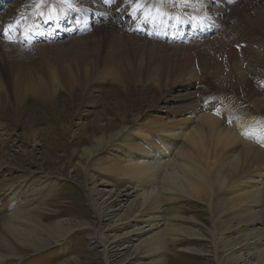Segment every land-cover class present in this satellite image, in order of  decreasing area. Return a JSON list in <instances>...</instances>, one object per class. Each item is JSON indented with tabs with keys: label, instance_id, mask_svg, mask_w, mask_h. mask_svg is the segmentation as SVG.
<instances>
[{
	"label": "rangeland",
	"instance_id": "374dc122",
	"mask_svg": "<svg viewBox=\"0 0 264 264\" xmlns=\"http://www.w3.org/2000/svg\"><path fill=\"white\" fill-rule=\"evenodd\" d=\"M25 1L19 0L18 5H12L10 9ZM197 1L158 0L162 5H172L180 12H185L190 4ZM230 1H224L222 16L225 22L222 21L223 28L218 35L206 42L198 41L193 45L179 46L180 48L161 45L167 47L166 50L163 48L159 55L153 54L156 63L152 64L151 76L156 77L161 73L159 83L150 79V69L145 76L136 71L134 75L141 77L142 81L133 77V82L126 75L117 73L115 66H112L115 73L105 67L112 48H120L118 42L124 52L137 50V46L143 45V42L127 43L124 34L118 31L112 37L92 33L81 41L78 40L77 44V40H68L29 51L19 49L14 52L10 48H0V60L4 65L0 85L2 83L1 86L5 89L0 100V221L10 216L15 208L14 212H20L18 209L26 212L25 208H28L32 216L38 215L48 225L58 222L72 226L78 223L89 225L85 230L75 229L64 241L50 240L48 247L34 253H22L19 256L16 253L2 252L7 257L5 264H106L102 247L91 238L98 236L99 229L110 227L112 222L108 217L99 216L92 208L89 183L86 182L88 174L83 167L86 166L89 175L95 179L97 191L103 194V198L107 193L116 195L124 193L126 189L116 181L111 183L112 179H108L109 183L105 182V175L97 170L93 162H83L80 152L87 141L80 132L85 128L87 132L94 133L97 126L106 128L105 126L112 125L126 127L130 131L137 127L150 128L149 124L154 122L167 128L178 122L199 121L203 115H214L199 112L211 109L213 104L216 107L218 104L225 110L216 118L227 127L232 124L233 115L264 118V0ZM124 2L114 0L104 8L114 12ZM199 5L202 7L205 4ZM194 45H198V48ZM144 53L136 55L143 54L145 57ZM209 64H215L223 72L215 69L208 71L211 69L207 68ZM233 65L240 70L235 71ZM48 69L54 72H67L69 69L86 71L84 85H77L72 89L59 88L54 98L47 101H39L30 95L18 97L21 91L14 90L16 77L26 78L27 75L28 80L31 74L37 75ZM91 72L92 75L89 74ZM111 72L118 75L116 81ZM170 78L175 82H169ZM19 85L23 87L22 83ZM12 93H16L13 94L14 98ZM210 100L212 103L208 102ZM254 102L259 105L255 106ZM234 126L233 123L229 128ZM119 138L118 142H138L136 138L127 141H123L121 136ZM117 152L118 155L123 153L124 148L117 149ZM100 155L97 156L98 160L105 158ZM7 186L15 187L20 192L14 201L8 200ZM176 208L183 209L181 214L186 218H195L198 227L208 238L211 237L205 232V228L210 225V215L203 204L186 201ZM171 216V209L167 206L166 218ZM1 224L0 232H3L7 225L5 221ZM143 226L145 225L139 227ZM163 228L166 229V225ZM255 228L264 230V224ZM109 233L111 234L110 231L106 232V235H110ZM121 233L123 232L118 235ZM229 236L236 237L234 234ZM183 241L167 245L168 251L162 254L163 264H216L210 239ZM118 245L115 244L110 249L108 264H133L126 261L128 253L118 254ZM187 247L203 248L207 257L180 251ZM256 257L258 255L254 259ZM143 262L146 263L147 260Z\"/></svg>",
	"mask_w": 264,
	"mask_h": 264
},
{
	"label": "bare ground",
	"instance_id": "6f19581e",
	"mask_svg": "<svg viewBox=\"0 0 264 264\" xmlns=\"http://www.w3.org/2000/svg\"><path fill=\"white\" fill-rule=\"evenodd\" d=\"M35 1L26 0L14 10L10 9L5 15L4 24L10 25L17 22L28 10L32 12L31 7ZM104 1L107 0L102 2ZM134 1L125 0L123 5L127 8V12L122 14V17L129 19L127 26L119 28L107 21L106 24L101 23L90 27L88 35L98 33V35L112 37L118 31L124 34L129 44L143 42L141 43L143 45L140 44L141 47L137 46L138 49L136 47L137 50L133 48L134 50L124 52L121 49L122 45L117 41L120 48L116 50L111 47L112 51L105 67L113 71L112 66H115L117 73L126 75L132 81L133 77H137L134 75L136 71L145 76L150 69V79H155L159 83L161 73H158V77H152V64L156 63L153 54L160 53L163 48L166 50V44L161 41L168 40V34L166 33V38L161 35L159 39L161 41L158 42L141 38H144V35L150 37V34L154 33L150 29L154 27L166 31L170 24L179 18L176 12H166V10L161 15L151 16L150 11L153 8L163 10L159 3L150 5L146 14L142 13L143 7L140 1L138 4ZM155 1L152 0V2ZM203 1L208 2L200 0L199 4ZM102 2L101 0H66L67 7L73 16H70L72 21L68 20V23L75 24L73 31H86V24L91 19L90 14L96 13L100 18L105 17ZM21 7H23L22 10ZM200 8L209 18L213 20L216 18L213 27L220 24L219 17L222 15L220 8L216 9L213 5L212 7L204 5ZM223 22L221 28H223ZM84 37L86 36L71 40H77V44L78 40L81 41ZM206 41L207 39L199 42ZM161 45L165 46L161 47ZM194 47L198 48V45ZM0 48H10L14 52L19 50L12 45H6L1 40ZM129 48L132 49L130 45ZM136 53H144L146 56L136 55ZM3 67L0 60V74ZM233 67L235 71L240 70L237 66L233 65ZM207 68H211L208 71L215 69L220 73L223 72V69H219L215 64L212 66L209 64ZM66 71L54 72L48 69L37 75L31 74L28 80H26L27 75L26 78L16 77L17 84H13L14 90L21 91L19 92L21 94L18 93L19 98L21 95H30L39 101H47L54 98L59 88L72 89L74 86L84 85L86 71L75 70V72L71 69ZM80 72L83 73L79 76L75 75ZM89 74L92 75V72ZM116 75L112 73L115 81ZM137 78L142 81L141 77ZM6 79L9 80V77ZM172 79L170 78L169 82ZM173 82L175 80H172ZM18 83H22L23 87ZM1 85L0 100H2L1 93L5 91ZM14 95L12 98L15 97ZM254 103L255 106L259 105L257 102ZM209 113L216 115L213 112ZM220 113L223 111H219L218 115ZM214 115H203L199 121L178 122L167 128L154 122L149 124L150 128L137 127L130 131L126 127L118 128L112 125L105 126L106 128L97 126L94 133L87 132L86 128L81 129L80 134L82 133L87 141L80 152L83 162L86 160L93 162L97 170L105 175L104 178L107 179L105 182L109 183L108 179H112L111 183L116 181L126 189L124 193L116 195L107 193L103 198V194L97 191L98 185H95V179L89 175L86 166L83 167L88 174L86 182L89 183V200L92 208L99 216L108 217L112 222L110 227L99 229L98 236L91 238L102 247L106 264H108L107 256L111 253L110 249H113L112 246L115 244H119L116 248L119 255L123 252L128 253L126 258L128 263L163 264L162 254L168 251L167 245L182 243L185 239L198 241L210 239L216 264H264V230L255 228L257 225L264 224V118L233 116L232 124L227 127L216 118L217 115ZM233 123L235 126L229 128L233 126ZM120 136L123 141L136 138L138 142L132 144L118 142L117 138ZM123 148L124 152L118 155L117 149ZM100 154L105 158L98 160L97 156ZM37 188L39 189V186ZM19 194L15 187L7 186L8 200L14 201ZM43 195L46 194L43 193ZM186 201L203 204L206 208L210 215V225L205 228V232L211 236L210 238L198 227L195 218H186L181 214L184 210L176 208L178 205H184ZM167 206L172 213L168 219L166 218ZM25 209L26 212L23 209L22 211L18 209L20 212H14L15 208L10 216L0 221V226L4 221L7 225L3 229L7 232H0V264L7 262V257L3 256L2 252L16 253L19 256L22 253H34L48 247L50 240L64 241L75 229L85 230L89 226L87 223L72 226L63 222L48 225L41 217L35 216L36 214L32 216L28 208ZM34 209L36 210V207ZM142 225L145 226L139 227ZM165 225L166 229L163 228ZM108 231L111 232L110 235H106ZM120 232L123 233L118 235ZM231 234L236 237L231 238L229 236ZM180 251L207 257L206 250L204 251L203 248L187 247ZM255 255H258L256 259H254ZM144 260L147 262L144 263Z\"/></svg>",
	"mask_w": 264,
	"mask_h": 264
},
{
	"label": "snow or ice",
	"instance_id": "6c2138e0",
	"mask_svg": "<svg viewBox=\"0 0 264 264\" xmlns=\"http://www.w3.org/2000/svg\"><path fill=\"white\" fill-rule=\"evenodd\" d=\"M69 6H71V5H69ZM137 7H139V5H137ZM7 31H8V30H7V29H5V35H7Z\"/></svg>",
	"mask_w": 264,
	"mask_h": 264
}]
</instances>
